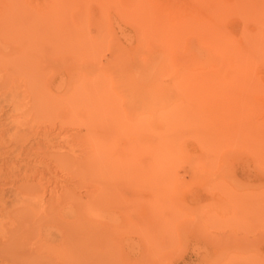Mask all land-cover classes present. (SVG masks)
I'll return each mask as SVG.
<instances>
[{"label": "rangeland", "instance_id": "1", "mask_svg": "<svg viewBox=\"0 0 264 264\" xmlns=\"http://www.w3.org/2000/svg\"><path fill=\"white\" fill-rule=\"evenodd\" d=\"M167 1L63 0L49 22L47 0H0V98L15 93L20 107L6 111L29 131L60 128L68 140L84 134L62 124L69 113L78 116L101 99L73 97L81 78H105L107 100L102 96L101 103L107 118L118 117L113 122L121 124L122 147L137 141V117H149L159 104L160 145L136 146L120 164L89 153L80 170L64 171L59 185L76 202L62 199L47 223L55 228L40 230L41 239L47 230L55 236L51 247L38 232L29 243L45 245L52 262L69 251L75 258L70 264H264V0H223L220 57L203 34L163 6ZM180 3L187 10L188 1ZM119 57L142 67L130 75L134 85L148 90L157 81L152 95L158 99L148 98L144 116L125 111L142 101L138 91L113 110L120 90L104 69ZM183 77L188 82H179ZM149 128L143 136L151 140ZM53 139L54 151L38 150L39 169L48 162L54 170V159L64 155L56 151L62 139Z\"/></svg>", "mask_w": 264, "mask_h": 264}, {"label": "bare ground", "instance_id": "2", "mask_svg": "<svg viewBox=\"0 0 264 264\" xmlns=\"http://www.w3.org/2000/svg\"><path fill=\"white\" fill-rule=\"evenodd\" d=\"M185 1H188V8L186 7L187 10L184 9V6L183 7L181 6L182 9L184 10L180 11L181 0L177 1L176 4L178 6L175 4V2H174L175 5L174 6L171 3L172 2L171 0L165 2L163 6L169 8L172 11V14L175 15L177 19L184 20L185 22H187L186 23L187 29L189 30L193 29L194 31H197L200 34H203L204 37L206 38V41L211 45V49L215 53L217 54L221 53L223 49V37L221 32L222 23H223V18H222L223 0H185ZM47 2H48L47 6L50 7L49 10L51 14H53L51 15L50 12H48L49 13L48 21L51 22L55 19V15L57 16L59 14L56 11L61 8L62 6L61 4L63 0H47ZM202 8H204V11H201ZM174 28H175L174 30L175 32L177 33L180 32L179 27H174ZM218 55L220 57V54ZM141 68L142 67L139 64L131 61H126L122 57H119L115 61L111 62L109 66L104 69L107 75H109L112 79H115V84L120 90V96L114 98L115 101L113 103L115 108L113 110L119 109L120 103L125 104V100L129 96V94L138 91L142 97V101L137 104L138 107L136 105L125 106V111L126 109L129 110L134 109L133 114H136L137 116H141V115L144 116L145 112L143 110L147 109L146 103L148 101V98L149 97L151 98V96H153V98L156 97L154 96L155 95L154 93H156V90L158 88L157 86H155L157 84V81L156 84L155 85L152 84V86H150L148 90H143L141 86H139L140 84L139 85L133 84L130 75L132 72H138L139 70H141ZM154 75L158 76L159 74L155 73ZM103 78L104 77L98 78L97 79L98 82H96V80L93 82H89V81L86 82V80H83V78H81V81L75 84V86L72 89L73 97L83 96V95H92V96L98 95V97H101L100 101H98V103L95 105L96 107L94 105L92 107L90 106L86 108L84 111H82V113H78L79 115L76 114L78 116L75 115L72 116L69 113V116H67L68 118L66 117V119L65 118L63 119L62 124L66 126V128L71 126L72 127L76 126L75 127L76 129L83 128L85 132L78 139L76 138H71L69 140L66 139V137H63L61 135L60 128L59 130H57V133H53L51 131L49 132L48 130H43V131L40 130V132H35V131L32 132V130L29 131L26 122L19 121L17 119H12L10 117V114L6 111V110L15 111L18 107H20L16 99L17 96L15 95V93L14 94L11 93L12 96L10 97L9 100H7L6 94H4V96L2 95L3 97L0 98L1 99L0 120L4 121V123H0V181L3 182L2 184H0V264H47V263L63 264L64 262H67L64 264L75 263V258L73 256H70L71 254L69 251L68 252L62 251L56 256L58 258V259L56 258V260L58 261L52 262L50 259L46 258V256L50 255L51 253L47 250L45 245L43 244H39L37 246L32 244H31L32 246L29 245V243L31 242L30 239L32 238L34 239L33 235L34 236L37 235V232L39 233V237L41 239L42 237L41 231L43 227L46 226L47 228H49V230L55 228L54 227L55 225L51 226L52 225L51 224L49 226L47 225V223H49V220L50 221L53 220L54 217L50 215L52 211L58 205L61 204L62 199L63 200L69 199L70 201L76 202V198L74 199L72 197L73 194L70 192L63 193L62 192L63 186L59 185V181L63 179L64 177L63 175L66 173L64 171L68 169L69 166H73L74 169H79L77 167H79V162L82 161L81 157L83 155L86 156V154L89 153L93 155L105 154L106 157L108 158L109 156H111L112 157V158L110 157L111 161L115 164L116 161L118 160H119L118 163L120 162V160L125 161L127 154H129V152H133L138 149L136 148V146L144 147L145 145H152L154 147H157L158 145H160L159 144L160 137L158 132L159 129L157 128V117H158L157 114L159 110L158 112H156L157 105H159L158 103L157 105L153 103L154 106L153 108H150V110L152 109V111L149 117L146 118L137 117L136 123L135 125H133V128L136 131H138L137 134L138 139L135 142V144L126 147H122L118 144L117 138L121 137L122 134L121 133L118 134L117 131H119L120 129L119 127L121 126V124H119L120 122L117 121L118 119L115 120L116 123L113 122L114 119L118 118L116 117L117 115L115 116V118L114 117L107 118L105 116L104 114L105 107L101 103L102 96H104L103 94H105V92L107 91L105 90L107 82L106 80H104L105 78L104 79ZM179 82H188V79L183 77L179 79ZM104 98L107 100L106 95L103 97V101L105 100ZM4 105L7 106V109H5ZM117 126L118 128H116ZM147 127L152 128V129L149 128L150 132L152 131L151 133L153 139L151 140H148L149 137L147 138L146 136L145 137L143 136L144 135L143 129ZM127 130L129 131V129ZM55 137L62 139L61 144L58 142V150L56 151H61L64 153V155L58 156L57 158L54 159L55 161L53 164H55L56 167L55 169L53 167L54 170L50 168L49 166L50 164L49 165L46 164L48 162L44 163L43 169L41 167H40L41 169H39L38 165H41L42 158L41 160L38 159V157H40L39 154L40 152L38 153V150H40V148H43L45 151L48 150L50 146L55 145V143L54 144L52 143V139ZM38 140H44L45 144L44 143L42 145L41 143L39 144ZM52 148L51 150H53ZM141 148L142 147H139V149ZM76 149L81 150V154H77ZM9 157H12L14 160L13 161L7 160L9 159ZM29 159L30 160L35 159V160L31 162V164L28 162L27 164H25V162L24 163L18 162L19 160L28 161ZM49 161H51V159H49ZM48 174L50 176H48ZM57 174L59 175V177L57 176ZM37 177H39L38 178L39 180H37V183L35 185H30L29 183H28L29 185L23 184L24 183L23 181L28 179L36 180ZM43 180L44 182H42ZM5 182H10L11 186L10 187L8 186L9 188H5V184H4ZM59 191L61 192L59 193ZM24 192H28L29 195L31 193L35 194L36 198H32V200L31 198L26 199L23 196L25 194ZM48 194L52 197V199L51 197L50 199L48 198L45 199V195ZM10 197H12L13 199L12 201L9 200ZM45 200H49V201L46 202ZM8 201H11L12 203L9 204ZM37 203L38 206H40L39 208H42L41 209L42 213L39 216L34 215L35 214L34 204ZM82 204L84 205V203ZM47 208H49L48 212H47ZM79 208H81V206H79ZM72 210L74 211V209ZM14 211L16 212L14 214H11ZM38 211H40V209ZM31 214H33V216L35 217L31 218ZM73 214L74 216L76 215L75 213ZM74 221H76V219ZM6 222L8 223L7 226H5ZM49 230H47L46 238L41 239L45 241L44 243L47 244V246H49L48 244L54 241L53 238H55V236L51 235V232ZM57 232L59 233L60 239H62L64 242V240L67 238L66 231L62 230V228L59 227L57 228ZM90 236L92 235L90 234ZM86 239L88 240L87 236ZM33 246L34 247L36 246V248H33ZM62 246L64 247V245Z\"/></svg>", "mask_w": 264, "mask_h": 264}]
</instances>
